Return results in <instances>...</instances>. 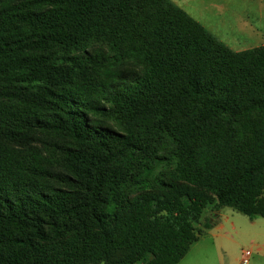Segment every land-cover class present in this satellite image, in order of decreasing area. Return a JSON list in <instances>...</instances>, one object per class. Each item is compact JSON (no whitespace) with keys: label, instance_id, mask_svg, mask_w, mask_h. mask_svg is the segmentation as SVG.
<instances>
[{"label":"trees","instance_id":"trees-1","mask_svg":"<svg viewBox=\"0 0 264 264\" xmlns=\"http://www.w3.org/2000/svg\"><path fill=\"white\" fill-rule=\"evenodd\" d=\"M222 207L264 217V44L172 0H0V264H178Z\"/></svg>","mask_w":264,"mask_h":264},{"label":"rangeland","instance_id":"rangeland-1","mask_svg":"<svg viewBox=\"0 0 264 264\" xmlns=\"http://www.w3.org/2000/svg\"><path fill=\"white\" fill-rule=\"evenodd\" d=\"M173 1L234 50L264 44V0ZM204 215L214 224L178 264H240L244 249L252 251L249 264H264V217L252 219L231 207L208 208Z\"/></svg>","mask_w":264,"mask_h":264},{"label":"built area","instance_id":"built-area-1","mask_svg":"<svg viewBox=\"0 0 264 264\" xmlns=\"http://www.w3.org/2000/svg\"><path fill=\"white\" fill-rule=\"evenodd\" d=\"M252 254L251 249H244L242 251V256H241V263L240 264H249V258Z\"/></svg>","mask_w":264,"mask_h":264},{"label":"crops","instance_id":"crops-1","mask_svg":"<svg viewBox=\"0 0 264 264\" xmlns=\"http://www.w3.org/2000/svg\"><path fill=\"white\" fill-rule=\"evenodd\" d=\"M173 1V0H172ZM174 2V1H173ZM178 5V4H177ZM179 6V5H178ZM181 7V6H180ZM182 8V7H181ZM183 9V8H182ZM185 10V9H184ZM186 11V10H185ZM187 12V11H186ZM189 14V13H188ZM198 21V20H197ZM200 22V21H199ZM201 23V22H200ZM202 24V23H201ZM203 25V24H202ZM204 26V25H203ZM205 27V26H204ZM262 45V44H261ZM230 47V46H229ZM231 48V47H230ZM232 49V48H231ZM234 50V49H233ZM245 50V49H244ZM236 51H240V50H236Z\"/></svg>","mask_w":264,"mask_h":264}]
</instances>
